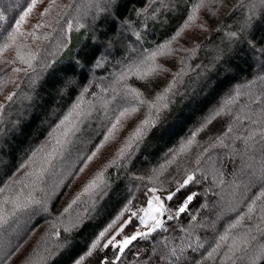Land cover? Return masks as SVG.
I'll return each mask as SVG.
<instances>
[{
  "label": "trees",
  "instance_id": "obj_1",
  "mask_svg": "<svg viewBox=\"0 0 264 264\" xmlns=\"http://www.w3.org/2000/svg\"><path fill=\"white\" fill-rule=\"evenodd\" d=\"M30 3L0 0V83L16 69L21 73L13 99L0 98V202L10 201L0 203L9 217L0 228V264H74L125 208L131 211L121 223L145 207L150 188L173 192L188 174L195 179L167 202L164 226L133 241L117 264H222L226 247L212 259L208 252L264 188L258 179L264 172V120L235 119L264 110V0H37L20 25L22 35L9 41ZM21 57L31 58L32 67ZM237 93L238 100L226 106ZM81 94V114L72 118L79 130L34 190L27 174L58 147L53 129ZM256 97L261 103L252 102ZM133 108L105 141L120 112ZM146 120L155 127L148 126L143 140L120 159L121 148ZM101 144L91 161L82 159ZM101 173L96 195H81ZM45 192L47 212L33 207L12 215L17 196L43 200ZM189 194L192 201L177 215ZM255 216L233 234L254 228ZM77 219L65 233L64 226ZM253 234L236 264H264V235ZM117 254L98 248L84 264L112 261Z\"/></svg>",
  "mask_w": 264,
  "mask_h": 264
},
{
  "label": "snow or ice",
  "instance_id": "obj_2",
  "mask_svg": "<svg viewBox=\"0 0 264 264\" xmlns=\"http://www.w3.org/2000/svg\"><path fill=\"white\" fill-rule=\"evenodd\" d=\"M37 0H31V3L28 5L27 9L23 12L22 15H20L19 20L16 21V26L12 29V31L8 34L7 39L9 41H15L16 37L18 35H22L20 32V25L22 22L25 20V18L29 15V13L32 11L33 7L36 5ZM202 5H197L196 7L199 8ZM195 8L193 9V12L195 13ZM193 19V17H189V20ZM5 20V16L2 12H0V21ZM69 28H71V24L69 23L68 25ZM179 35V33H177ZM235 35V34H232ZM175 38V37H174ZM7 44L4 45V48H7ZM0 51H3V49H0ZM156 53H153L152 56L148 57V59L154 58ZM21 60L23 63H27L29 67H32L31 64V58L25 60L23 57H21ZM16 71H19V69H16ZM148 71H152L151 68L148 69ZM148 73L145 72L144 75H147ZM172 87H175V84H173ZM85 91H87L85 89ZM134 91V90H130ZM168 91H171L169 89ZM15 95V94H13ZM13 95H9L7 99L11 101L13 99ZM136 97L139 98V93H135ZM239 98V93H237L236 96L230 98L226 102L227 105H232L234 104ZM163 99L162 97H158L157 100ZM83 102V94H81V99L80 101L77 102V104L73 105V109L64 117L62 121L56 126V129H53L54 133H57L55 135V141H56V146L52 148V151L47 153L43 157V164L40 167L38 171H33L28 173L27 175L29 177H33V187L34 190L40 185L45 183V176L46 174L49 173V168L52 165V161L57 158V155L60 156V158H63V151L65 147L71 143V141L68 139L70 135H74L76 131L79 129L77 128L76 123L73 122V116H79L81 113L78 112L77 110L80 108V104ZM254 103H261V100L259 97H256L253 99ZM153 107H156V105H153ZM136 109H125L124 111L120 112L119 116L117 117L115 123L112 124L111 128L108 130V135L104 137V140L107 141L109 137L112 136L113 131L117 128V125L120 123L121 118L125 117L128 115L129 111H135ZM3 112V107L0 106V114ZM224 112V109H221L220 111L216 112V116H219ZM159 114V111H157V116ZM228 115H231V111L229 110L227 112ZM252 115H257L259 119L264 120V110H262L260 113H244L243 117L240 115L236 116L237 121H241L243 119H252ZM215 117H213L214 119ZM211 123V121H209ZM155 127V122L154 121H144L143 124L136 129L135 133L131 137V139L128 141V143L125 145L124 148H121L120 153H119V158L123 159L126 153H130L132 148H133V142H139L142 141L144 136L146 135L145 129L148 127ZM229 132L232 131V128L229 127L228 129ZM246 139H251V137H248ZM194 140L190 139L187 141L186 144H184L180 148V152L183 153L188 150V148L192 145ZM221 146H223V140L221 139L219 141ZM215 146V145H213ZM100 147H103V144L99 145L95 151H93L90 155L83 157L82 159L84 161H91L92 158L96 155V152L99 151ZM32 156L35 157L36 153H32ZM175 159V157H173ZM172 161H169L171 163ZM199 161H197L198 163ZM44 165H47L45 167ZM87 166V163L84 164L83 167H80L78 171H83L84 167ZM164 166H162L161 171L163 170ZM103 175V173L99 174L96 179L92 180L84 189V192L81 195L88 194L89 199L91 200L93 196L96 195L97 190L99 189L102 181L100 180V177ZM195 179L194 175L188 174L187 178L180 183L175 191L170 192L166 199L167 200H172L175 196H177L183 188H185L190 182H192ZM258 179L264 183V172L261 173V175L258 177ZM63 183V180L61 179L57 183V187L60 186V184ZM27 186V185H26ZM41 191H44V189H40ZM4 188H0V192H4ZM157 189L155 188H150L149 192L153 193V196L148 200V207L147 208H141L138 211L143 212L144 215L138 216L137 212H131V217L124 219L123 223H120L121 217L124 216L125 212H130L131 210L129 208H125L124 212H122L119 216H117L103 231L99 233V236L97 239H95L89 249L86 251L85 255H82L78 257L75 261L74 264H84L85 259L88 257H91L94 252L98 248L102 249H108L111 247L112 249L118 250V254L116 255L115 259L112 261H109L107 258L102 257L100 259V264H117V261L120 259V254H123L125 249L128 248L129 245L133 243V241H136L138 238L140 239H147L148 236L154 232L156 229H159L163 226V221L159 218L163 216L164 214V208H163V203L161 202V198L159 196H156ZM21 195H23L21 193ZM194 194H189L185 197L184 203L181 207H179L177 215L180 213H183L185 209L188 207V204L192 201ZM80 197H78L76 200L72 202V204L79 203ZM153 201H155V205L153 204ZM10 201L5 199L4 201L0 203H9ZM259 202V203H258ZM14 206V211L12 215H15L17 211H26L30 208H38L41 211L47 212L48 211V194L45 192V199L39 200L36 199L31 193L27 197L24 198L23 201H21L20 196H17L14 200L11 201ZM72 205H69V209L65 210V214L70 211ZM258 212V216H255L256 220L258 221L255 224V227H249L244 231L237 232L233 234V230L237 229L238 227H241L244 223L245 218L247 217L248 220H253L254 215ZM132 217H137L139 220V224L147 228V231H141L139 228H137L131 235H123L122 238L118 239V237H121V234L125 232V228L129 225L132 224ZM58 220L60 219L59 217L57 218ZM169 219H171V216H169ZM9 217L3 212L2 209H0V228H3L7 223H8ZM152 221V223L149 225L148 221ZM79 223V219H77L76 222L70 223L66 226H64L63 231L65 233H70L74 227L77 226ZM117 224H120L119 228H117ZM52 227L56 229L55 231V236L57 239L60 238V230L57 224H53ZM135 227V225H133ZM113 229H116L115 234L111 235L109 239L105 243L101 245V241L105 239L106 236L110 232H112ZM254 232H258L261 235H264V188L261 189L258 195L251 201V203L248 204L247 206V212L238 217V219L231 223L229 227L225 230V232L221 235H219L218 240L216 241L215 247L211 249V251L208 252L206 259H212L214 258L215 255H217L220 251V249L226 247L227 251L224 253L225 261L222 262V264H225L226 261H231L232 264H236L237 260L243 259V254H246L249 247L251 246V243L253 240L256 239V236L253 234ZM59 247V245H57ZM198 247H203L202 244H199ZM195 250V249H193ZM183 249H181V253H183ZM174 256H176L177 259L180 257L176 254L175 250H173L172 253ZM239 254V255H238ZM49 255H51V252H49ZM44 259H47L46 257Z\"/></svg>",
  "mask_w": 264,
  "mask_h": 264
},
{
  "label": "rangeland",
  "instance_id": "obj_3",
  "mask_svg": "<svg viewBox=\"0 0 264 264\" xmlns=\"http://www.w3.org/2000/svg\"><path fill=\"white\" fill-rule=\"evenodd\" d=\"M19 77L21 78V73L18 72H14L12 74H10L8 77H6L1 83H0V98L5 99L6 97H8L11 92L14 90V88L16 87ZM169 193L167 192H162L157 190L155 195L159 196L161 198V202L163 203V208H164V214L163 216L159 217L162 221H163V226L165 224V220H164V215L167 214V202L169 200L166 199L167 195ZM153 196V193L148 191V200ZM155 201H153V204L155 205ZM148 207V203L145 207H138L136 209H134L132 212H137L138 216H142L144 215L143 212L138 211L141 208H147ZM169 215V213H168ZM131 217V215H130ZM132 224H129L126 228H125V232L121 234V237H118V239L122 238L123 235H131L137 228H139V230L141 231H147V228H145L144 226L139 224V220L137 217H132ZM121 223V222H120ZM149 225L152 223V221H148ZM133 225H135V227H133ZM120 224H117V228H119ZM162 226V227H163ZM116 229H113L112 232L114 235L115 234Z\"/></svg>",
  "mask_w": 264,
  "mask_h": 264
}]
</instances>
